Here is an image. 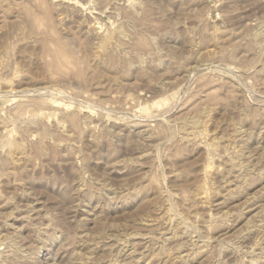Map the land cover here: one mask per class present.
Here are the masks:
<instances>
[{"label":"rangeland","instance_id":"374dc122","mask_svg":"<svg viewBox=\"0 0 264 264\" xmlns=\"http://www.w3.org/2000/svg\"><path fill=\"white\" fill-rule=\"evenodd\" d=\"M1 116L0 264H264V0H0Z\"/></svg>","mask_w":264,"mask_h":264},{"label":"bare ground","instance_id":"6f19581e","mask_svg":"<svg viewBox=\"0 0 264 264\" xmlns=\"http://www.w3.org/2000/svg\"><path fill=\"white\" fill-rule=\"evenodd\" d=\"M130 10H131V9H130ZM127 11H128V10H127ZM127 11H126L125 13H127ZM130 12H131V11H130ZM130 12H128V15H129V16H130V14H129ZM132 14H133V12L131 13V16H132V18H133V15H132ZM126 15H127V14H126ZM128 15H127V17H125V19L129 18ZM132 18H131V19H132ZM129 20H130V19H129ZM88 22H89V20H88ZM90 22H91V21H90ZM92 22H93V20H92ZM92 22H91V23H92ZM94 23H95V22H94ZM122 23H123V22L118 23V26H117L115 29H113V33H116V34L118 35L119 38H120V36H122L123 33H124V32H123V29L121 28L122 26L120 25V24H122ZM125 23H127V22H125ZM126 25H127V24H126ZM93 26H94V25H93ZM107 30H108V29H107ZM108 31H109V30H108ZM104 32H105V31H104ZM104 32H103V33H104ZM126 32H127V31H126ZM255 32H256V34H255L256 36L254 35L255 37H257V35H261V31H260V30L255 31ZM255 32H254V33H255ZM103 33H102V34H103ZM105 33H106V32H105ZM107 34H109V33L107 32ZM111 34H112V33H111ZM127 34H128V33H127ZM104 35H105V34H104ZM104 35H103V36H104ZM114 35H115V34H114ZM124 35H125V34H124ZM105 36H106V35H105ZM110 36L112 37V35H110V34H109L108 37H106V40H107L106 43L109 42ZM125 36H126V35H125ZM137 36L139 37V35H137ZM113 37H114V36H113ZM116 37H117V36H116ZM116 37H115V38H116ZM123 37H124V36H123ZM123 37H122V38H123ZM126 37H127V36H126ZM138 37H137V38H138ZM102 38L104 39L105 37H102ZM115 38H114V39H115ZM135 38H136V37H135ZM135 38H134V39H135ZM141 38H142V36H141ZM253 38H254V37H253ZM112 39H113V38H112ZM125 39H126V38H125ZM139 39H140V38H139ZM256 39H257V38H256ZM101 40H102V39H101ZM110 40H111V39H110ZM140 40H141V39H140ZM103 41H105V40H103ZM99 42H100V41H99ZM118 42H119V41H118ZM140 42H141V41H140ZM106 43H105V44H106ZM109 43H112V42H109ZM113 43H114V42H113ZM141 43H142V42H141ZM141 43H140V44H141ZM98 44H99V45H100V44L102 45L103 43H98ZM105 44H104V45H105ZM117 44H119V43H117ZM117 44H116V46H118ZM104 45H103L102 47H104ZM120 45H121V44H120ZM141 46H142V45H141ZM144 46H145V45H144ZM102 47H101V48H102ZM115 48H117V47H115ZM118 48H119V47H118ZM57 56H58V55H57ZM59 59H60V56H59ZM37 101H39V100H37ZM45 101H46V100H45ZM45 101L42 102V103H43L42 105L48 104V106H50V105L53 106L54 104H55V105H59V104H60L59 102H56L55 100H50V101H48V103H47V102L45 103ZM49 102H50V103H49ZM55 102H56V103H55ZM20 103H21V102H20ZM38 103H39V102H38ZM44 103H45V104H44ZM19 105L22 106V104H19ZM15 107H17V105H16ZM15 107H13L12 109H15ZM22 107H23V106H22ZM66 107H67V106H66ZM4 109H5V108H4ZM19 109H20V108H19ZM19 109L17 108V110H19ZM67 109H68V108H67ZM7 110H8V114H9V112H10V114L13 113V112H15L14 110H10V111H9L8 108H7ZM7 110L4 111V112L6 113V114H5L6 116H7V112H6ZM17 110H16V111H17ZM58 110H59V109H55V110H51L50 112H48L49 115H51V117H53V115H54V118H56L55 115H57L59 112H60V114L62 113L61 116H59V115H60V114H59L57 120H55V126L53 125L54 127H56L55 129H57V130H65V122H66V121L69 122L71 125H75V124L78 123L79 120H78L76 114H74V113H70V114H68V113H67V114L65 115V114H64V113H65L64 111H63V112H64V113H63L62 110L60 109L59 112H57ZM11 111H13V112H11ZM22 111H23V110H22ZM65 111L68 112L69 110H68V111L65 110ZM18 112L21 113L20 110H19ZM16 114H17V112H16ZM22 114H23V113H22ZM30 114H32V113H30ZM33 114H34V113H33ZM33 114H32V116H33ZM5 115H4V116H5ZM20 115H21V114H20ZM20 115H19V116H20ZM38 115H39V114H38ZM11 116H12L11 119H13L14 121H17V119H18V121H20V118L18 117V114H17V115L11 114ZM32 116H31V118H32ZM7 117H8V119L10 120L9 115H8ZM7 117H6V118H7ZM20 117H21V116H20ZM23 117H24V115H23ZM33 117H34V116H33ZM36 117H37V116H36ZM36 117H35V118H36ZM4 118H5V117H4ZM4 118H3L2 116L0 117V127L5 123L6 120L9 122L8 119H4ZM26 118H27V117H26ZM37 118H38V117H37ZM42 118H43V117H42ZM42 118L40 117V120H41ZM48 118H49V117H47V119H48ZM15 119H16V120H15ZM22 119H23V118H22ZM28 119H29V117L27 118V121H28L29 125H30L31 123L37 125V123H36L35 121H34V123H33V120H31V119L28 120ZM38 119H39V118H38ZM38 119H37V120H38ZM43 119H45V118H43ZM51 119L54 120L53 118H49V120H51ZM13 120H10V121L12 122ZM40 120H38V123L40 122ZM77 120H78V121H77ZM47 121H48V120H47ZM47 121H46V122H47ZM11 122H9V123H11ZM23 122H25V121H23ZM41 122H43V121L41 120ZM48 122H49V121H48ZM67 122H66V123H67ZM12 123H13V122H12ZM17 123H18V122H17ZM17 123H16V124H17ZM21 123H22V122H21ZM26 123H27V122H26ZM28 123H27V124H28ZM51 123H52V122H51ZM5 124H6V123H5ZM32 124H31V125H32ZM49 124H50V123H49ZM52 124H54V123H52ZM24 125H25V127L22 126L23 129L26 128V124H24ZM41 125H42V126H41ZM41 125H40V126L42 127L41 131H40V130H39V131L37 130V132H38V135L40 134V132H42V134H44V137H45V136H46L45 134L48 133V131L50 130V128H47V129H46V127H45V126H46V123H44V122H43ZM44 125H45V126H44ZM78 125H80V124H78ZM190 125H191V127H192V131H191L190 133H191V135H192V137H193V140H194V141H195V140H198L200 143H203V145H204V149H206V151H207V154H206L207 156H206V160H205V164H206V165H205V166H206V167H205V169H206L205 172L208 173V172H209V168L212 167V166L210 167V163H211V160L214 159L213 157H215V156H214V153L216 154V152L218 151V146L215 144V142H213L212 138H210V141L207 142V137H209L208 134H207V130H206L205 127H204L203 129H198V122H197L196 119H193L192 121H190ZM27 126H28V125H27ZM34 126H35V125H34ZM34 126L32 125L31 127H29V126H28V127H29V128H32V127H34ZM48 126H49V125H48ZM48 126H47V127H48ZM2 127H3V126H2ZM14 127H15V125H14ZM22 127H21V129H22ZM35 127L37 128V126H35ZM69 127H70V126H69ZM75 127H76V126H75ZM17 128H18L17 130H20V129H19L20 126H18ZM72 128H74V127H72ZM15 129H16V127H15ZM15 129H14V130H15ZM23 129H22V131H23ZM26 129H27V128H26ZM48 129H49V130H48ZM17 130H16V131H17ZM47 130H48V131H47ZM146 130H148V129H146ZM236 130H237V129H236ZM25 131H26V130H25ZM25 131H23V132L20 133V134H23ZM27 131H28V129H27ZM159 131H160V130H159ZM19 132H20V131H19ZM147 132H148L149 135H150L151 132H153V131H150V132H149V130H148ZM0 133H3V132L1 131ZM16 133H17V132H16ZM25 133H26V132H25ZM159 133H160V132H159ZM190 133H189V134H190ZM48 134H49V133H48ZM153 134H154V133H153ZM40 135H41V134H40ZM149 135H148V136H149ZM1 136L3 137V136H4V133H3V135L0 134V138H1ZM21 136H22V135H21ZM41 136H42V135H41ZM41 136H40V137H41ZM151 136H152V135H151ZM42 137H43V136H42ZM187 137H188V136H187ZM189 138H190V140H191L190 135H189ZM214 139H215V138H214ZM2 140H3V139H2ZM3 141H4V140H3ZM21 141H22V142H21ZM21 141H20V142L23 143V138H22ZM0 143H1L0 149H1V147H2V149H3L4 147H6V149H8V150H7V153L9 152V153H13V154H14V153H19L20 151H22V149H21V145H23V144L17 143L16 141L14 142V140H9V139L7 138L6 141H4L3 143L0 142ZM216 143H217V141H216ZM217 144H218V143H217ZM215 147H217V148H216L217 151L215 150ZM22 148H23V146H22ZM224 148H225V147H224ZM6 149H5V151H6ZM226 149H227V148H225V150H226ZM3 150H4V149H3ZM225 150H223V151H225ZM232 150H233V151L230 152V153H231V154L233 153V154H234V157H237V158H238V153L240 154V152H239L240 150H239V149H234V148H233ZM0 151H2V150H0ZM206 151H205V152H206ZM227 151H229V150L227 149ZM9 153H8V155H9ZM224 153H225V152H224ZM228 153H229V152H228ZM228 153H225V154H228ZM0 154H1V152H0ZM3 154H5V152H4ZM3 154H2V156H4ZM20 154H21V153H20ZM231 154H230V155H231ZM233 154H232V155H233ZM6 155H7V154H6ZM16 155H17V154H16ZM16 155H14L15 158H16ZM217 155H218V152H217ZM232 155H231V156H232ZM12 156H13V155H12ZM12 156H11V157H12ZM6 157H7V156H5V158H6ZM8 157H9V156H8ZM8 157H7V158H8ZM11 157H9V158H11ZM17 157H18V156H17ZM232 157H233V156H232ZM13 158H14V157H13ZM15 158H14V160H12V162H13V161L17 162V161L15 160ZM11 159H12V158H11ZM11 159H9V160H8V159H4L3 161H4V162H7V160H8L9 162H11ZM19 159H20V157H19ZM19 159L17 158V160H19ZM238 160H240V159H238ZM238 160L236 161V160L231 159V165H232L233 167L237 166V164H238V166H240L241 164L239 165ZM212 161H213V160H212ZM15 162H14V163H15ZM239 162L241 163V160H240ZM4 164H5V163H4ZM4 164H3V165H4ZM3 165H2L0 168H2ZM211 165H212V164H211ZM233 167H232V168H233ZM237 168H238V167H237ZM239 168H240V167H239ZM236 180H237V179H236ZM210 191H211V190L208 191V188H206V187H204V188L200 191V193L202 194V196H203V198H204V199H203L204 202H205L206 200L209 199ZM169 194H170V193H169ZM170 195H171V194H170ZM172 196H173V195H172ZM166 212H167V210H166ZM164 213H165V212H164ZM167 213H168V212H167ZM165 214H166V213H165ZM170 215H171V214H170ZM163 216H164V214H163ZM167 216H168V215H167ZM173 216H174V215H173ZM173 216H171V217H169V218H172ZM219 218H221V215L219 216V215H214L213 213H209V214L207 215V220H206V223L204 224V227H203V228L209 229L211 223L214 222L215 220L219 219ZM173 220H174V219H173ZM175 220L178 221V219H175ZM180 222H181V220H180ZM147 223H148V222H147ZM147 223H146V224H147ZM184 223H185V225H186L187 227H189V224H186L187 222H184ZM143 224H145V223L143 222ZM151 225H152V224H151ZM151 225H149V226L151 227ZM179 225H180V224H179ZM182 225H183V224H182ZM185 225H184V226H185ZM181 227H182V226H180V228H181ZM147 228H148V227H147ZM189 228H190V227H189ZM148 229H149V228H148ZM204 231H205V230H204ZM5 234H6V233H5ZM205 234H206V233H205ZM138 235H139V234H138ZM141 236H143V234H142ZM144 236L147 237L145 234H144ZM150 236H151V235H150ZM5 237H6V236H5ZM129 237H131V236L129 235ZM132 237H133V235H132ZM132 237H131V238H132ZM148 237H149V236H148ZM152 237H153V236H152ZM152 237H151V238H152ZM171 237H172V236H171ZM3 238H4V237H3ZM142 238H143V237H142ZM153 238H154V237H153ZM1 239H2V238H1ZM1 239H0V240H1ZM164 239H165V237H164ZM168 239H170V238H168ZM138 240H139V239H138ZM152 240H153V239H152ZM162 240H163V239H162ZM170 240H171V239H170ZM139 241H140V240H139ZM166 241H167V240H165V241H163V242H166ZM148 242H149V240H148ZM136 243H137V242H136ZM162 244H163L162 246H164V243H162ZM255 244H258V242H256ZM255 244H254V245H255ZM181 245H182V243H181L179 246H181ZM160 246H161V245H160ZM162 246H161V247H162ZM145 247H146V246H145ZM148 247H149V246H148ZM161 247H160V248H161ZM164 247H165V246H164ZM164 247H163V250H162V251H164ZM182 247H183V246H182ZM201 247H203V245H201ZM132 248H133V249H132V253H131L132 255H131V256H135V257H136V255H135V254H136L135 250L137 251V249H135V246L132 247ZM136 248H137V247H136ZM166 248H167V247H166ZM171 248H172V247H171ZM178 248H179V247H178ZM252 248H253V247H252ZM142 249H143V247H142ZM167 249H168V248H167ZM176 249H177V246H176ZM201 250H203V249H201ZM168 251H171V252H172L171 249H168ZM166 252H167V250H166ZM171 252H170V254H171ZM179 253H180V252H179ZM179 253H178V254H179ZM167 254H168V253H167ZM178 254H177V255H178ZM177 255H176V253L174 254V256H173V254H172V256L174 257V259H176V258L179 259V258H180V256H177ZM167 256H168V255H167ZM172 256H171V258H170L171 260H173V257H172ZM135 257H134V258H135ZM181 257H182V256H181ZM134 258H133V259H134ZM167 258H168V257H167ZM129 259H130V258H129ZM133 259H132V260H133ZM166 260H167V259H166ZM166 260H165V261H166ZM186 261H187V260H186ZM112 263H114V262H112ZM116 264H117V263H116ZM123 264H125V263H123Z\"/></svg>","mask_w":264,"mask_h":264}]
</instances>
